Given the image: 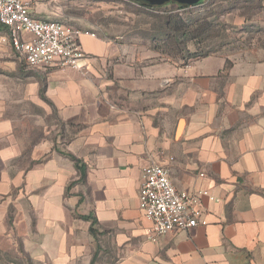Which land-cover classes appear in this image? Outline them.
<instances>
[{
  "label": "crops",
  "instance_id": "0c3cea01",
  "mask_svg": "<svg viewBox=\"0 0 264 264\" xmlns=\"http://www.w3.org/2000/svg\"><path fill=\"white\" fill-rule=\"evenodd\" d=\"M47 9L37 0L30 11L47 19ZM79 41L82 71L36 68L23 83L22 98L46 102L68 139L41 137L19 166L15 119L0 128V233L7 227L49 264L95 254L92 264H264V59L214 53L182 64L105 38ZM149 163L166 166L179 190L208 187L217 200L202 196L205 224L148 238L138 193Z\"/></svg>",
  "mask_w": 264,
  "mask_h": 264
},
{
  "label": "rangeland",
  "instance_id": "374dc122",
  "mask_svg": "<svg viewBox=\"0 0 264 264\" xmlns=\"http://www.w3.org/2000/svg\"><path fill=\"white\" fill-rule=\"evenodd\" d=\"M44 2L48 7L47 19L61 21L81 31L92 32L96 37L124 44L139 55L143 51L147 55L149 51H153L156 55L147 60L165 58L180 63L184 60L170 58L153 50L154 42L150 34L153 33L151 27L156 22L154 16L173 12L193 17L213 10L219 12L210 17L215 26L216 36L201 43L199 45L201 50L209 49L225 55L264 59V0H200L199 3L183 8L174 0L154 6L146 5L142 0H44ZM2 32L3 29L0 27V34ZM189 48L194 50L195 47L190 45ZM193 59L195 58H187L185 62ZM10 60L16 62L17 72L11 71L4 63ZM36 70L20 61L8 39L0 38V94L3 97L0 128L12 129L10 123L3 121L11 117L15 119L13 136L23 150L19 166L29 164L26 160L27 155L33 143L40 141L41 137L45 136L53 142L59 140L61 144L70 135L46 102L45 109L22 98L23 83L26 77L35 75ZM16 75L21 79L13 85L10 82ZM13 96L17 98L15 106L11 105L13 100L10 97ZM0 138V145L8 141L5 136ZM15 209L14 206L11 211L9 207L12 216L15 215ZM9 231L6 227L5 231L0 233V264H49L45 259L31 257L28 263L25 256L18 252L15 239L19 237L14 233L6 236V232Z\"/></svg>",
  "mask_w": 264,
  "mask_h": 264
},
{
  "label": "built area",
  "instance_id": "2783aa9c",
  "mask_svg": "<svg viewBox=\"0 0 264 264\" xmlns=\"http://www.w3.org/2000/svg\"><path fill=\"white\" fill-rule=\"evenodd\" d=\"M37 0H0L1 39H8L20 61L30 68L86 67V55L79 38L82 34L96 37L67 23L38 18L31 6ZM198 176L204 177L203 171ZM202 196L217 200L207 186L194 191L176 188L168 168L149 163L142 168L138 193L139 207L150 225L148 238L152 241L171 231H185L197 224H205Z\"/></svg>",
  "mask_w": 264,
  "mask_h": 264
},
{
  "label": "trees",
  "instance_id": "16d2710c",
  "mask_svg": "<svg viewBox=\"0 0 264 264\" xmlns=\"http://www.w3.org/2000/svg\"><path fill=\"white\" fill-rule=\"evenodd\" d=\"M200 0L197 2L199 3ZM197 2L193 3L196 4ZM146 5L154 6L144 2ZM181 7H188L192 4H180ZM219 12H213L209 10L204 13H199L193 15V17L183 16L180 13L167 12L159 16H154L156 18L155 25H152L151 29L153 33L150 34L151 40L154 42L153 50L159 51L161 54H166L170 58H179L184 60L182 64H185L187 58H199L205 57L210 54L216 53V51L200 49L199 45L204 41L211 39L216 36L215 26L210 19L212 15ZM154 24V23H153ZM1 29L2 26H1ZM193 45L194 50H190L189 46ZM73 160L75 167L78 169L80 176L79 180L85 177V167L81 164L80 160L75 158L72 154H68ZM82 219L88 220L89 217L86 215L81 216ZM93 222L95 220H92ZM12 215L8 214V223L11 225ZM91 233H94V229L90 227ZM18 245V252L25 256L28 263H30L31 258L29 254L24 250L22 243L19 239H15ZM96 254L93 255L89 264H92Z\"/></svg>",
  "mask_w": 264,
  "mask_h": 264
},
{
  "label": "water",
  "instance_id": "95a60500",
  "mask_svg": "<svg viewBox=\"0 0 264 264\" xmlns=\"http://www.w3.org/2000/svg\"><path fill=\"white\" fill-rule=\"evenodd\" d=\"M144 2H147L148 4H151V5H160L162 4L163 2H166L168 0H142ZM178 3H184V4H193L195 2H197L198 0H174Z\"/></svg>",
  "mask_w": 264,
  "mask_h": 264
}]
</instances>
